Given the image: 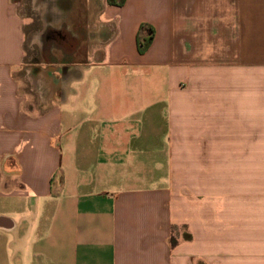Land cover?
I'll list each match as a JSON object with an SVG mask.
<instances>
[{
  "label": "crops",
  "instance_id": "obj_1",
  "mask_svg": "<svg viewBox=\"0 0 264 264\" xmlns=\"http://www.w3.org/2000/svg\"><path fill=\"white\" fill-rule=\"evenodd\" d=\"M55 1L0 0V264H264V0H78L31 63Z\"/></svg>",
  "mask_w": 264,
  "mask_h": 264
},
{
  "label": "rangeland",
  "instance_id": "obj_2",
  "mask_svg": "<svg viewBox=\"0 0 264 264\" xmlns=\"http://www.w3.org/2000/svg\"><path fill=\"white\" fill-rule=\"evenodd\" d=\"M55 2L47 8L49 13L52 11L51 16L53 18H50V14L46 15L47 19H51L50 21L46 19L45 24H43L35 17L33 24L27 28L26 54L27 60L29 59L31 63H44V59L59 60L68 47L77 48L79 46L77 37L71 35L75 32L72 30L74 27L64 24L66 20L64 10L69 9L70 5H73L72 11L69 12L70 18L77 20L81 15L79 1L73 3V0H56ZM26 4L25 7L31 15L30 4L28 2ZM48 23H51L52 27ZM69 28L72 30L71 32Z\"/></svg>",
  "mask_w": 264,
  "mask_h": 264
},
{
  "label": "trees",
  "instance_id": "obj_3",
  "mask_svg": "<svg viewBox=\"0 0 264 264\" xmlns=\"http://www.w3.org/2000/svg\"><path fill=\"white\" fill-rule=\"evenodd\" d=\"M106 2L111 6L122 7L125 4L126 0H106ZM144 29L149 32L148 36H142L141 32ZM153 36H154V30L150 26L143 25L141 27L137 37V46L140 54H143L145 53V51H147V49L152 43Z\"/></svg>",
  "mask_w": 264,
  "mask_h": 264
}]
</instances>
